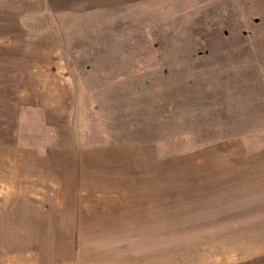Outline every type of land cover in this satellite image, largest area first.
<instances>
[{
  "label": "rangeland",
  "instance_id": "374dc122",
  "mask_svg": "<svg viewBox=\"0 0 264 264\" xmlns=\"http://www.w3.org/2000/svg\"><path fill=\"white\" fill-rule=\"evenodd\" d=\"M23 14L101 160L75 193L26 175L0 64V264H264V0H0V57Z\"/></svg>",
  "mask_w": 264,
  "mask_h": 264
},
{
  "label": "crops",
  "instance_id": "0c3cea01",
  "mask_svg": "<svg viewBox=\"0 0 264 264\" xmlns=\"http://www.w3.org/2000/svg\"><path fill=\"white\" fill-rule=\"evenodd\" d=\"M32 17L19 15L20 24L13 30L18 35L7 40L0 57V64L14 66L9 71L13 77H7L14 84L6 88L14 114L4 123L12 135L2 144L19 154L26 175L48 178L52 185H65L67 192L75 193L87 172L99 168L101 156L82 146L75 117L76 85L57 35L52 29H33Z\"/></svg>",
  "mask_w": 264,
  "mask_h": 264
}]
</instances>
